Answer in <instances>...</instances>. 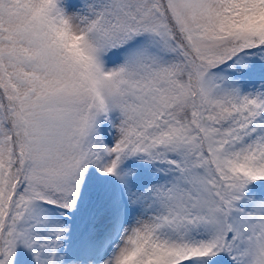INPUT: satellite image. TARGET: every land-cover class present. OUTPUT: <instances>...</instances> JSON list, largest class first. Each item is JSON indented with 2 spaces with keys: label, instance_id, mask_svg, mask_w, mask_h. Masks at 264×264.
Segmentation results:
<instances>
[{
  "label": "snow or ice",
  "instance_id": "6c2138e0",
  "mask_svg": "<svg viewBox=\"0 0 264 264\" xmlns=\"http://www.w3.org/2000/svg\"><path fill=\"white\" fill-rule=\"evenodd\" d=\"M0 264H264V0H0Z\"/></svg>",
  "mask_w": 264,
  "mask_h": 264
}]
</instances>
